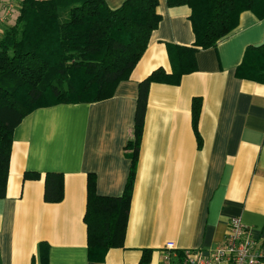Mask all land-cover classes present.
I'll use <instances>...</instances> for the list:
<instances>
[{
	"label": "crops",
	"instance_id": "0c3cea01",
	"mask_svg": "<svg viewBox=\"0 0 264 264\" xmlns=\"http://www.w3.org/2000/svg\"><path fill=\"white\" fill-rule=\"evenodd\" d=\"M104 1L111 9L124 2ZM156 12L146 51L113 97L39 108L14 129L0 199V264H42L41 244L47 264H140L144 250L146 264H163L167 242L179 252L214 249L232 217L264 243V84L236 76L245 50L264 44V18L243 12L215 47L197 50L196 70L178 85H150L124 246L102 262L88 260L87 177L95 176L99 196L123 193L138 83L157 69L170 74L175 48L195 41L187 7L158 0ZM47 173L62 175L59 203L44 202Z\"/></svg>",
	"mask_w": 264,
	"mask_h": 264
},
{
	"label": "trees",
	"instance_id": "16d2710c",
	"mask_svg": "<svg viewBox=\"0 0 264 264\" xmlns=\"http://www.w3.org/2000/svg\"><path fill=\"white\" fill-rule=\"evenodd\" d=\"M18 4L13 25L0 35V199L6 195L13 132L22 119L39 108L113 97L117 86L130 78L160 21L158 0H124L116 9L104 0H20ZM167 6L189 9L195 41L193 47L175 48L170 74L157 69L138 83L134 125L125 144L131 164L123 193L99 196L95 176L87 177L83 221L90 262H102L110 249L124 246L150 85H178L183 75L196 70L197 50L215 47L238 26L243 12L264 18V0H167ZM236 76L264 84V44L245 50ZM200 108V100L194 99L192 127L197 140ZM43 199L62 201L61 174H46ZM40 252L42 264H47L44 244ZM148 254L144 250L140 264L148 262Z\"/></svg>",
	"mask_w": 264,
	"mask_h": 264
},
{
	"label": "built area",
	"instance_id": "2783aa9c",
	"mask_svg": "<svg viewBox=\"0 0 264 264\" xmlns=\"http://www.w3.org/2000/svg\"><path fill=\"white\" fill-rule=\"evenodd\" d=\"M16 1L7 0L6 5L12 9ZM164 250L163 264H264V243L253 239L239 217L229 220L224 240L212 250L179 252L173 242H167Z\"/></svg>",
	"mask_w": 264,
	"mask_h": 264
},
{
	"label": "rangeland",
	"instance_id": "374dc122",
	"mask_svg": "<svg viewBox=\"0 0 264 264\" xmlns=\"http://www.w3.org/2000/svg\"><path fill=\"white\" fill-rule=\"evenodd\" d=\"M19 1L20 0H17L15 2V6H13L12 9H9V7L6 5L7 0H0V18L3 19L0 22V27L3 29L2 31L13 25L17 15V8L19 7Z\"/></svg>",
	"mask_w": 264,
	"mask_h": 264
}]
</instances>
